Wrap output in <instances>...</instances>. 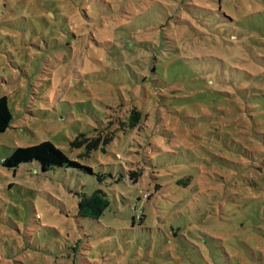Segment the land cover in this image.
<instances>
[{
  "label": "rangeland",
  "instance_id": "obj_1",
  "mask_svg": "<svg viewBox=\"0 0 264 264\" xmlns=\"http://www.w3.org/2000/svg\"><path fill=\"white\" fill-rule=\"evenodd\" d=\"M2 96L0 264H264V0H0Z\"/></svg>",
  "mask_w": 264,
  "mask_h": 264
},
{
  "label": "trees",
  "instance_id": "obj_2",
  "mask_svg": "<svg viewBox=\"0 0 264 264\" xmlns=\"http://www.w3.org/2000/svg\"><path fill=\"white\" fill-rule=\"evenodd\" d=\"M147 108V106H145ZM148 113L144 110L138 111L133 108L129 116L125 119L124 126L127 129L144 127L145 119ZM11 113L9 111L7 100L5 96L0 97V132H4L10 124ZM36 160L39 162L41 169L46 171L54 167H65V168H80L81 166L77 161L69 159L61 149L54 146L49 141H42L39 144L30 145L27 147H17L15 148L9 156L1 160V164L7 168H15L22 162ZM142 171H130L129 178L131 183H135L141 177ZM191 177H185L180 179H175L176 184L187 186L190 182ZM154 190L157 191L162 187L158 182L154 184ZM150 194V193H149ZM152 194H150V197ZM140 205H142L143 195L138 198ZM138 206V207H139ZM109 207V200L106 193L102 190H96L90 195H83L81 200L78 202L77 212L78 215L90 218L98 219L104 211ZM134 205V209L138 208ZM144 214L139 213L138 220H142ZM135 219V217L133 216ZM134 221V220H133Z\"/></svg>",
  "mask_w": 264,
  "mask_h": 264
}]
</instances>
